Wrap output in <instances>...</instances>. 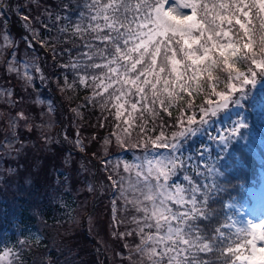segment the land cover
Instances as JSON below:
<instances>
[{"label": "snow or ice", "instance_id": "snow-or-ice-1", "mask_svg": "<svg viewBox=\"0 0 264 264\" xmlns=\"http://www.w3.org/2000/svg\"><path fill=\"white\" fill-rule=\"evenodd\" d=\"M78 7L81 11L75 20L69 15L55 16V21L66 23L57 27L51 50L55 58L77 49V61L62 65L73 70L72 83H68L67 77L65 83L71 88L77 81L86 84L90 79L94 96L101 99H104V93L113 89L105 104L109 100L115 101L117 119L124 114L125 104L129 102L124 97L139 98L130 105L133 112L141 102H145L141 104L144 111L154 112L148 107L149 99L152 104L159 101L167 111V106L174 103L180 93L191 94L193 82L203 73L212 81L215 69L230 70L237 60L250 61V65L260 68L257 73L250 67L251 78L236 73L235 80L241 87L229 83L226 91L217 92L213 85L207 107L200 109V121L197 122L194 115L188 116L185 126L181 120V130L173 134L171 142L161 132L152 143L168 148L167 155L157 154L152 159L145 156L141 163H125L123 171L128 175L113 169L116 178L109 175L108 179L117 189L118 198L124 201L123 210L127 211L130 206L138 214L131 220L136 228L126 233L139 237V243L127 257V264H264V248H257V240L264 241V224L248 222L250 229L246 225L238 231L250 235L251 239L245 238L243 244L237 243L235 247L231 244L225 247L229 237L221 227H212L217 213L211 208L210 201L219 186L216 182L212 185L193 183L186 174L190 159L182 158L180 139L199 132L200 126L193 125L207 124L209 114L215 117L219 110H227L230 103H238L247 96L242 86H256V76L264 80V59L260 58L264 57V0H83ZM46 16L52 19L53 13L46 11ZM36 19L39 21V17ZM23 20V27L33 33L32 39H36L38 34L28 22L29 17L25 15ZM44 27L51 31L47 24ZM2 40L0 56L13 46L9 34L5 33ZM76 40L86 51L79 50L81 45H77ZM43 43L49 44V41ZM60 43H71L72 48L58 52L55 45ZM254 46L259 48V54ZM18 63H8V71L20 74ZM79 70L85 75H80ZM31 79V75H27V80ZM236 92L241 95L233 99L232 93ZM5 94L12 95L7 89L0 91V96ZM252 98L254 105L264 108V89L259 90L258 97ZM29 119L27 113L21 112L10 124L15 127L17 120L27 124ZM131 119L129 112L124 123L130 124ZM236 131L237 128L231 129L232 133ZM225 138L221 136L220 140ZM5 139L7 151L15 150L14 145L18 142L15 132ZM116 140L124 143L119 134ZM104 142L109 143L107 139ZM76 143L83 150L79 138ZM102 163L107 165V161ZM207 171L215 176L212 166ZM182 173L187 188L173 181V177ZM112 203L115 213L116 200ZM249 247L250 251L245 255L244 249Z\"/></svg>", "mask_w": 264, "mask_h": 264}, {"label": "trees", "instance_id": "trees-1", "mask_svg": "<svg viewBox=\"0 0 264 264\" xmlns=\"http://www.w3.org/2000/svg\"><path fill=\"white\" fill-rule=\"evenodd\" d=\"M82 3L83 0H37L35 3L32 0L31 2L24 0L20 10L23 15L29 17L32 26L38 29L36 31L38 36L36 39H33L35 47L32 48V51L38 54L39 57L41 56V65L46 63V66H43V72L46 76L47 86L41 90V94L50 96L54 106L60 109V111L61 109H65L67 110L65 112L69 115H76V118H73L78 123L81 132L85 134L84 136L86 138H90V142H87L88 144L86 143L87 148L84 150V153L86 155L92 154L91 161L96 167L98 159L117 156L119 147L112 140L108 145L106 154L98 157L91 147L93 144L105 136L109 135L110 137V135L118 134L120 129L125 128L128 129L127 134L129 137L135 140L138 132L145 133V131L148 132L151 128L153 133L155 123L148 122L150 118L147 114L140 115L136 113L134 115L131 112L130 105L136 102L139 99L138 97H131V100L125 104L124 114L117 119L115 116L116 109L113 103L111 105L108 102L105 104L109 93L112 92L108 91L104 93V99H101L100 97L94 96V88L91 86L90 79L87 80L86 84H79L77 81L71 88L65 83V77H67L68 83H72L73 70L70 67H62V65H68L77 61V49L74 48L71 54L56 55L54 58L50 46L52 37L57 34V27L66 23V21H55V16L69 15L75 20L81 11L78 5ZM65 5H67V10H65ZM46 11L53 13L52 19L47 18ZM37 17H39V21L36 19ZM44 24H47L51 28V31H48L44 27ZM18 25L22 27L21 24ZM233 31L235 32L236 29H233ZM12 32H15L16 36L21 35L19 27L14 26ZM45 40L49 41V44L43 43ZM22 41L24 42L21 39V43ZM75 43L81 45L79 40H76ZM55 46L58 52L64 48H72L71 43H60ZM79 50L86 51L82 45ZM254 50L259 52L258 47L254 46ZM245 62L247 63L249 61ZM245 70L244 62L237 60L230 70L224 69L223 67L215 69L213 71L212 81H209L207 74L203 73L197 81L193 82L191 94L188 92L180 93V97L170 106H167L166 102L167 111L162 106L159 108L163 114L171 111L175 115L179 107L190 104L191 107L188 106L187 108H191L192 112H195L193 115L198 120L202 115L200 106L208 100L207 98L212 92V86L215 85L216 91L218 92L226 85L228 79L232 78L233 74L242 73ZM229 72H231V78L229 77ZM90 73L91 70H89ZM79 74L85 75L83 70H79ZM197 84H199V88H197ZM15 89L17 95L21 93L19 87ZM38 89L39 84L35 83L36 92ZM259 90L258 88L254 89V95L257 97ZM116 94L118 95L119 93ZM254 95L247 96L243 100V108L247 109V113L244 110L243 115L246 123L240 128L239 134H236L232 140H227V144L221 143L217 148L209 146L207 150L203 151L205 156L203 154L200 158L201 165L193 163L194 165L192 167H187V175L191 177L194 184L212 185L216 182L219 186L217 191L212 193V201H210L211 208L217 213V219L213 221L212 227H221L225 235L229 237L225 247L228 244H231V246H235L237 243L243 244L242 242L245 239L244 237L237 236L230 227H227L229 223L227 213L230 210H227L226 203L244 196V189L250 185H257L260 177L259 171H264V109L259 107L258 104L254 105L252 98ZM127 98L125 97L124 99ZM29 108L35 112L36 116L39 115V110L45 109L46 106L37 108L31 107L29 104ZM73 109L76 111H73ZM129 112L132 113V119L130 124H125L124 121L128 119ZM158 119L162 124L164 123L159 116ZM64 122L65 120L63 118ZM69 122L70 117L67 120L68 126ZM149 124H152V126ZM74 129L76 127H72L71 131ZM212 130H209V132H212ZM214 133L217 134V131H214ZM57 137V141L53 143L54 149L41 155L39 169L31 176V181L24 182V179L21 177L24 176V170L32 166L34 160L28 163V161L20 159L23 161V166L20 168L16 167V169L21 174V179L19 178L14 184L9 182H3L5 185L0 184V252L5 248L12 250L13 256L10 257L11 259L7 264H118V260H120V264H127V257L129 256L132 245L139 241L138 236L126 235L128 231L136 228V225L131 220L132 216L138 215L130 206L127 211H124V201H119L115 198V213L113 212V208L110 209L112 229L116 235L114 240L118 242L120 252L124 253V256L121 258L118 256L117 259V256L114 254L112 257L108 254V257H106L104 253L107 254L108 252L98 243L96 233L89 231L86 227L87 215L91 212L96 213L98 206L96 200L97 195L90 198V202L86 207V213L80 222H77V226L75 223L69 222V218L62 216L63 207L56 201V198L51 199L49 197L52 181L46 169L51 159H53L50 163L52 169L55 166L57 168L61 167L63 165L62 155L67 150L65 148L67 147V143L63 137ZM29 138L27 137V139ZM62 139L65 144L61 141ZM196 141L202 144L201 140L195 137L190 143V146L192 144L196 145ZM141 147L144 146H138V148ZM73 152L76 154L74 157L80 158V151L74 148ZM131 152L127 151L129 153L128 155ZM20 160L17 162V165L20 163ZM76 160H74L71 167L73 170L72 173L69 171V178L72 182L71 188L74 190L68 189L69 194L75 192L77 185L82 183L77 174ZM210 166L215 170V176L208 174L207 169ZM197 167H199V170L196 169ZM95 174H97V171ZM182 174L178 177H173V181L176 183H184ZM196 174L200 179H198ZM93 177L95 178L96 176L93 174ZM76 183L77 185H75ZM183 186L185 188L188 187L186 184ZM81 193L84 194L83 197L89 194L87 189ZM77 194L80 193L76 191V199H80L81 196H77ZM118 205L120 210L119 217ZM231 212L234 213L233 211ZM125 245L129 247H125ZM244 251H248V248H245Z\"/></svg>", "mask_w": 264, "mask_h": 264}, {"label": "rangeland", "instance_id": "rangeland-1", "mask_svg": "<svg viewBox=\"0 0 264 264\" xmlns=\"http://www.w3.org/2000/svg\"><path fill=\"white\" fill-rule=\"evenodd\" d=\"M27 1L31 2V0ZM23 2L24 0H0V13H2L0 14V44L3 43L2 37L5 33L9 34L10 39L13 41V46L4 50L3 55L0 56V91L7 89L12 93L11 96L7 94L0 96V184H3V182L14 184L20 178L21 174L18 173L19 171L16 169V167L20 168L23 166V161L20 159L28 161V163H30L31 160H34L32 166L25 169L24 176L21 177L24 179V182L31 181V176L39 169L41 155L54 149L53 143L57 141V136L61 138L63 137L67 143V147H65L67 150H65L62 155L63 165L58 168L55 166L52 169L50 163L53 159H51V162L46 169L47 173L50 174L52 181V186L49 190V197L51 199L56 198V201L63 207L62 216L69 218V222H73L77 226V222H80L81 218L86 213V207L90 202V198L97 195L96 200L98 206L96 213L91 212L87 215L86 227L89 231L96 233L98 243H100L101 246L108 252L107 254L104 253L106 257H108V254L112 257L114 254L117 256V259L118 256L121 258L124 256V253L120 252L118 249L119 244L114 240L116 235L112 229V217H110V209L113 208V200L116 198L120 201L121 199L118 198L119 193L117 189L112 187V182L108 179L109 175H113L114 178H116L113 174V169L116 173L128 175L123 171L124 164L141 163L145 156H147V159H152V157L157 154L167 155L169 152L168 148L157 147L153 145L152 141H154L156 137L163 132L165 137L169 140V142H171L173 134L181 130L180 121L183 120L184 125L187 126V117L193 116L195 112H192L191 108H187L189 106L187 104L184 107H179L178 112H176L175 115H173L171 111L167 114H163L159 108L161 106L159 101H157L156 104H152L151 100L147 102L148 107L154 109V112L144 111L141 106L142 103L138 104L137 110L131 112H133L134 115L136 113L140 115L147 114L150 118L148 122L155 123V126L153 127L154 134L150 128L148 132H138L136 139L134 140L124 132V129H120L118 134L124 142L123 144L117 142V133L113 136L110 135V137L109 135L103 137L91 146L93 148V152H96V156L101 157L105 155L109 147L108 145L112 140H114L115 145L119 147V150L117 151L119 153L117 156H113L111 158L102 157L101 159H98L95 167L94 163L91 161L92 154L86 155L84 153V150L87 148L86 143L90 142V138H86V136H84L85 134L81 132L78 123L74 119L76 118V115H69L65 112L67 111L65 109H61L60 111V109H57L54 106L50 96L41 94V90L47 86L46 76L43 72V66H46V63L41 65V56L39 57L38 54L32 51V48L35 47L32 39L33 33L27 31L23 27V24L25 23L23 16L25 15H23L21 10H19V12L17 11L18 6L19 9H21ZM173 7H175V5H173ZM28 22L30 23V20ZM18 24H21L22 27ZM30 24L36 32L38 30L37 27L35 28L32 26V23ZM14 26L19 27V31L21 32L20 36H16V33L12 32ZM25 37H28V39L25 40ZM21 39L24 40V42L22 41L21 43ZM257 54H259V52H257ZM13 57H15V60H13ZM260 58L264 59V57ZM17 61L19 62L18 67L20 74L9 72L8 63H16ZM244 65L246 70L242 73L249 76V78H251L250 67L257 73L261 71L259 67L250 65V61L247 63L244 62ZM37 68H39V71L36 70ZM27 75H31V81L27 80ZM235 76L236 74H233L232 78L228 79L226 85H224L219 91H226V86L229 83H236L237 87H241L240 83L235 80ZM255 79L257 83H263V86L258 87L251 84L242 86L243 91L247 93V96L254 95V89L256 88H264V80H262L259 75L256 76ZM35 83L39 84L37 92L35 90ZM17 87L21 90V93L18 95L15 89ZM108 91L113 92V89L110 88ZM240 95L241 93L239 92L232 93V98L235 99ZM247 96L241 98L238 103H230L229 109L219 110L220 113L218 112L215 117H211L209 114V117H206L208 120L207 124L199 125L198 123L197 125H193V127L200 126L201 128V130L195 135H189L187 138H180L182 158L186 160L187 158L190 159L187 167H192L194 165L193 163L201 165L202 163H200V158L203 154V156H205L203 151L207 150L209 146L217 148L219 144H227V140H232L236 134H239L241 127H238V125L244 126L246 123L243 115L244 110L247 113V109L243 108L244 105L242 104L244 98ZM131 97L127 98L128 101L131 100ZM209 98L210 96L207 99ZM211 98L218 99V97L215 96H211ZM9 101H14V103H10ZM111 103L114 105L115 101L109 100L108 104L111 105ZM29 104L31 107L39 108L40 106H46V108L39 110V115L35 116V112L29 108ZM203 107H207V101H205L204 104H201L200 109ZM21 112L28 114L30 117L29 122L25 124L22 120H17L15 127H12L10 121L13 118L18 117ZM158 116L164 122L163 124L159 121ZM69 117L70 129L67 123ZM63 118L65 120L64 123ZM199 121L200 119L197 120V122ZM159 124L161 125L159 126ZM149 125L152 126V124ZM72 127H76V129L71 131ZM232 128H237V131L232 133ZM209 130H212V132H209ZM214 131H217V134L214 133ZM13 132H15L18 142L14 145L15 150L9 152L7 151L8 144L5 138H11ZM32 134L34 135L33 137ZM221 136H225L226 138L224 140H220ZM27 137L30 138L27 139ZM195 137L199 138L202 144L196 141V145L192 144V146H190V143ZM78 138L83 144V150H81L80 146L76 143ZM63 139L61 140L62 142ZM106 139L109 141L107 144L104 142ZM21 145H23V147H21ZM133 145H141L144 147L138 148V146L133 147ZM74 148L80 151V158L74 157L76 155L73 152ZM127 151L132 152L128 155L129 153H127ZM99 152L100 154L98 155ZM75 159H77V174L79 175V180L82 182L78 185L77 183L75 184L77 185V193H80L77 194V196H81L80 199H76V191L71 194L67 191L68 189L73 190L71 188L72 182L69 178V171L72 173L73 170L71 167ZM19 160L20 163L17 165ZM102 161H107V165L102 163ZM145 167H147L146 164ZM196 169L199 170V167ZM96 171L97 174H95ZM93 174L96 176L95 178L93 177ZM182 175H184V173ZM198 179L200 178L198 177ZM182 184H186L188 186L186 181ZM86 189L89 194L83 197L84 194L81 192ZM244 194V196L238 197L237 199H233L226 203V205H228L227 210H230V212L227 213L229 221L227 227H230L237 236L251 239L250 235L239 232L238 229L246 225L250 229V224L248 222L264 224V172L261 173L258 185L255 187H247V189H244ZM117 210L119 217V205ZM244 241L245 239L241 242L244 243ZM137 243H139V241L132 245L130 251L135 248ZM257 248H264V241L257 240ZM249 251L250 247L248 248V251H244V254L247 255ZM12 256V250L9 248L3 249L2 252H0V264H7ZM118 261V264H120V260Z\"/></svg>", "mask_w": 264, "mask_h": 264}, {"label": "water", "instance_id": "water-1", "mask_svg": "<svg viewBox=\"0 0 264 264\" xmlns=\"http://www.w3.org/2000/svg\"><path fill=\"white\" fill-rule=\"evenodd\" d=\"M257 86L261 87V86H263V83H260V84H258Z\"/></svg>", "mask_w": 264, "mask_h": 264}]
</instances>
